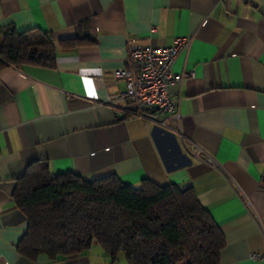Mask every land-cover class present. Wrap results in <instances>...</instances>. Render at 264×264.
<instances>
[{"label": "crops", "instance_id": "1", "mask_svg": "<svg viewBox=\"0 0 264 264\" xmlns=\"http://www.w3.org/2000/svg\"><path fill=\"white\" fill-rule=\"evenodd\" d=\"M7 25L47 31L55 61L0 67V264H127L99 244L55 260L17 252L27 220L11 193L38 158L52 173L190 186L223 233L218 264H264L251 256L264 255V0H0ZM130 36L145 46L189 39L171 66L193 72L169 88L178 118L107 102L125 89L113 70L126 65Z\"/></svg>", "mask_w": 264, "mask_h": 264}, {"label": "trees", "instance_id": "2", "mask_svg": "<svg viewBox=\"0 0 264 264\" xmlns=\"http://www.w3.org/2000/svg\"><path fill=\"white\" fill-rule=\"evenodd\" d=\"M60 42L77 44L80 39ZM54 61L47 31L0 26V67H51ZM11 195L27 220L16 250L28 259L43 255L55 260L99 244L112 262L122 252L127 264H218L225 244L190 186L148 178L134 186L113 173L92 179L52 173L48 162L38 158L26 165Z\"/></svg>", "mask_w": 264, "mask_h": 264}, {"label": "built area", "instance_id": "3", "mask_svg": "<svg viewBox=\"0 0 264 264\" xmlns=\"http://www.w3.org/2000/svg\"><path fill=\"white\" fill-rule=\"evenodd\" d=\"M189 39L176 36L170 45L145 46L130 36L127 42V63L121 68L113 70V76L123 78L125 89L111 95L107 102L113 103L126 99V111L139 116L146 115L148 110H161L179 117L175 105L172 103L169 88L172 84L180 83L193 74L192 70L174 72L172 64L178 53L186 49ZM188 151L199 159H203L212 166H218L216 158L186 140ZM200 154V155H199ZM252 257L263 258V254L253 253Z\"/></svg>", "mask_w": 264, "mask_h": 264}, {"label": "water", "instance_id": "4", "mask_svg": "<svg viewBox=\"0 0 264 264\" xmlns=\"http://www.w3.org/2000/svg\"><path fill=\"white\" fill-rule=\"evenodd\" d=\"M262 179L264 180V171H263V173H262Z\"/></svg>", "mask_w": 264, "mask_h": 264}, {"label": "rangeland", "instance_id": "5", "mask_svg": "<svg viewBox=\"0 0 264 264\" xmlns=\"http://www.w3.org/2000/svg\"><path fill=\"white\" fill-rule=\"evenodd\" d=\"M122 255H123V253H122V252H120V253H119V256H122Z\"/></svg>", "mask_w": 264, "mask_h": 264}]
</instances>
